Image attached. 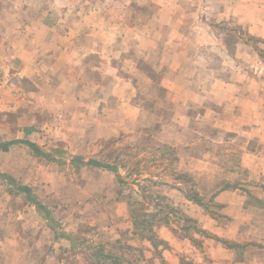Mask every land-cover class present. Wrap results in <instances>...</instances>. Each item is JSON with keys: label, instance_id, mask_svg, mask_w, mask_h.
<instances>
[{"label": "rangeland", "instance_id": "374dc122", "mask_svg": "<svg viewBox=\"0 0 264 264\" xmlns=\"http://www.w3.org/2000/svg\"><path fill=\"white\" fill-rule=\"evenodd\" d=\"M0 32L11 37L0 41L8 82L0 143L28 139L55 158L18 143L0 151V172L32 188L57 233L45 211L0 179V264H89L97 243L123 254L124 264H166L159 253L147 261L128 233L129 190L116 173L73 157L113 163L120 155L123 177L139 166L142 178L168 183L153 188L167 198L183 194L176 169L208 200L245 146L262 147L264 0H0ZM24 39L32 55L15 58ZM31 64L44 79H25ZM55 90L63 101H43ZM165 146L176 150L173 165L159 154ZM182 214L167 226L180 236Z\"/></svg>", "mask_w": 264, "mask_h": 264}, {"label": "crops", "instance_id": "0c3cea01", "mask_svg": "<svg viewBox=\"0 0 264 264\" xmlns=\"http://www.w3.org/2000/svg\"><path fill=\"white\" fill-rule=\"evenodd\" d=\"M2 39L6 42L11 37L4 40L0 32V41ZM17 41L18 50L14 54L15 58L32 55L34 50L32 43H27L25 39ZM45 73V70L33 68L32 64L24 67L25 79L33 82L44 79ZM55 92L54 98L45 96L43 101H63L64 93L59 90ZM259 124L263 125L259 126L262 129V131L259 130L263 138L262 147L250 150L248 146H245L238 165L228 170L230 174L225 184H236L237 187L226 190H222V187L207 198L208 200L213 198L214 204L220 206L219 209L214 208L215 214L212 215L201 206L189 201L184 194L168 195L175 206L180 207L189 217L198 221L200 229L222 241L234 242L244 248L237 251L230 250L215 238H204L202 247H198L188 239L177 235L178 233L171 227L165 226L158 229V235L168 244V247L159 248L158 253L166 264H264V120ZM132 229L128 233L133 235ZM138 240L141 246H144L142 247L144 256L148 254L146 259L149 256L154 258L156 250L147 241L141 239L135 240L136 244ZM251 246L258 248L254 256L246 252ZM143 263L144 261L137 262V264Z\"/></svg>", "mask_w": 264, "mask_h": 264}, {"label": "trees", "instance_id": "16d2710c", "mask_svg": "<svg viewBox=\"0 0 264 264\" xmlns=\"http://www.w3.org/2000/svg\"><path fill=\"white\" fill-rule=\"evenodd\" d=\"M32 131V129H27L26 134H30V132ZM18 143L26 145L27 147L32 149L36 155L43 157L48 161H55V158L52 154L44 152L38 147V145L28 139L0 143V151H8L11 146ZM143 151V148L136 149L135 153H130L129 155H127V157H130L127 160H131V158L134 159L137 154H143ZM158 151L159 154H161L162 158H166L167 156L169 157L168 162L170 165H173L174 162L178 161V157L175 155L176 150L174 148L165 146L163 149H159ZM118 154L120 153H117V155ZM120 160V155H118L116 159H114L113 163H107L97 159H91L85 162L82 156H76L72 158V162L74 164L92 166L94 168L106 169L116 173L120 185L129 190V193L126 196L124 202L126 203L129 211V216L133 228V235L139 237L141 240L147 241L154 248V250H156V253H158L160 247L167 248L168 244L160 239L157 234V229L161 226H171L173 223L172 218L175 215L181 214V212L183 211L181 210V208L172 205L166 196H163L157 192H153V188L168 186L167 182L163 181L162 178L154 176L142 178L138 175L140 174L139 166L129 169L130 171L128 172L126 177H136L135 179L129 181V179L123 177L120 173V166L118 165V162H120ZM137 165H139V162L137 163ZM170 172L178 183H180L182 186H188L186 188L179 186L178 188L189 201L201 206L204 210L208 211L212 215L215 214L214 208H220V206L214 204L213 198H211L210 200L205 199V197L196 188V181L191 175H189L188 173L178 172L176 169H170ZM0 179L11 186L14 185V188L19 193H22L24 195L23 199L30 205L34 206L38 211H45L47 215L44 216V219L49 221V226L52 229L54 228V226L52 227V224L55 222V220L53 219L50 210L46 205L42 204V201L33 192L31 187L18 183L15 179H13L12 176L6 173L0 172ZM236 187V184H226L222 188V190ZM178 218L180 221L184 222V225L182 226L180 225V223H178V227H181V232L183 233L181 237L184 239H188L195 246L202 247L204 238H215L224 243L230 250L237 251L244 248L242 245L234 242L222 241L207 233L206 231L200 229L198 226V221L189 217L188 215L182 214V217ZM53 230L56 235L57 233L55 229ZM174 231L177 232V230L175 229ZM62 237L71 242L73 250L77 248L80 243L78 239L70 234L64 233L62 234ZM126 249L129 251L134 250V248L130 245H127ZM89 251V264H124L125 262H128L127 260H123V254L113 253V248L108 251L106 245L104 244L97 243L90 247ZM140 255L142 256V252H140Z\"/></svg>", "mask_w": 264, "mask_h": 264}, {"label": "built area", "instance_id": "2783aa9c", "mask_svg": "<svg viewBox=\"0 0 264 264\" xmlns=\"http://www.w3.org/2000/svg\"><path fill=\"white\" fill-rule=\"evenodd\" d=\"M5 71V65L0 63V112L4 109V104L2 103L3 94L5 92V87L7 86L6 84L8 83L6 80Z\"/></svg>", "mask_w": 264, "mask_h": 264}]
</instances>
